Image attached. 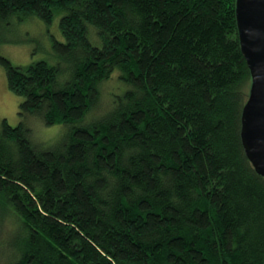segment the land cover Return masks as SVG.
<instances>
[{
  "label": "trees",
  "instance_id": "16d2710c",
  "mask_svg": "<svg viewBox=\"0 0 264 264\" xmlns=\"http://www.w3.org/2000/svg\"><path fill=\"white\" fill-rule=\"evenodd\" d=\"M236 0H0L59 16L55 62L0 55V264H264ZM63 125L56 140L26 119Z\"/></svg>",
  "mask_w": 264,
  "mask_h": 264
},
{
  "label": "rangeland",
  "instance_id": "374dc122",
  "mask_svg": "<svg viewBox=\"0 0 264 264\" xmlns=\"http://www.w3.org/2000/svg\"><path fill=\"white\" fill-rule=\"evenodd\" d=\"M58 22L59 16L56 15L50 23L34 15L14 17L10 27L0 30V55L14 66H26L38 60L54 63L52 40L63 41ZM20 102L21 97L8 89L4 67L0 65V120L16 126L21 121L18 115ZM26 124L41 140L54 141L63 134V125H45L32 117L26 119Z\"/></svg>",
  "mask_w": 264,
  "mask_h": 264
},
{
  "label": "water",
  "instance_id": "95a60500",
  "mask_svg": "<svg viewBox=\"0 0 264 264\" xmlns=\"http://www.w3.org/2000/svg\"><path fill=\"white\" fill-rule=\"evenodd\" d=\"M235 16L250 74L241 116V141L252 167L264 176V0H236Z\"/></svg>",
  "mask_w": 264,
  "mask_h": 264
}]
</instances>
